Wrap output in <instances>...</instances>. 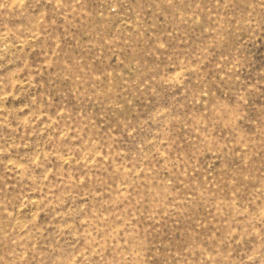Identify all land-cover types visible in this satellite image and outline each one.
Instances as JSON below:
<instances>
[{"label":"rangeland","instance_id":"obj_1","mask_svg":"<svg viewBox=\"0 0 264 264\" xmlns=\"http://www.w3.org/2000/svg\"><path fill=\"white\" fill-rule=\"evenodd\" d=\"M0 264H264V0H0Z\"/></svg>","mask_w":264,"mask_h":264}]
</instances>
